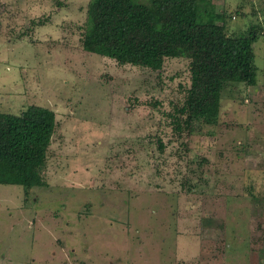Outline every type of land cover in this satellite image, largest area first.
<instances>
[{
  "label": "rangeland",
  "instance_id": "rangeland-1",
  "mask_svg": "<svg viewBox=\"0 0 264 264\" xmlns=\"http://www.w3.org/2000/svg\"><path fill=\"white\" fill-rule=\"evenodd\" d=\"M90 2L0 0L23 18H0V113L56 119L45 186L0 185V264H264V0H208L256 72L182 133L190 60L83 50Z\"/></svg>",
  "mask_w": 264,
  "mask_h": 264
},
{
  "label": "trees",
  "instance_id": "trees-1",
  "mask_svg": "<svg viewBox=\"0 0 264 264\" xmlns=\"http://www.w3.org/2000/svg\"><path fill=\"white\" fill-rule=\"evenodd\" d=\"M86 13L83 50L154 71L167 59L190 60L191 87L178 111L185 120L175 119L179 133L217 121L226 85L254 81L256 37L229 36L224 25L215 23L223 16L208 0H91ZM54 117L40 106L20 115L0 113V185L27 191L45 186Z\"/></svg>",
  "mask_w": 264,
  "mask_h": 264
},
{
  "label": "crops",
  "instance_id": "crops-1",
  "mask_svg": "<svg viewBox=\"0 0 264 264\" xmlns=\"http://www.w3.org/2000/svg\"><path fill=\"white\" fill-rule=\"evenodd\" d=\"M8 11H9V14L7 13ZM13 14H15V15L17 14L18 15L17 17L19 18V22H20L19 26H21L22 25L21 23L23 22V18L20 16L21 12H17L16 10H13L12 7L10 9V5H7V3L5 4V8L2 7L1 10H0V18L3 16L2 18H4V22L6 21L7 23L11 21L10 18L12 17ZM6 18H9L10 21H8Z\"/></svg>",
  "mask_w": 264,
  "mask_h": 264
}]
</instances>
